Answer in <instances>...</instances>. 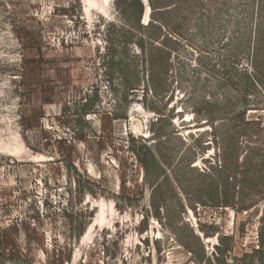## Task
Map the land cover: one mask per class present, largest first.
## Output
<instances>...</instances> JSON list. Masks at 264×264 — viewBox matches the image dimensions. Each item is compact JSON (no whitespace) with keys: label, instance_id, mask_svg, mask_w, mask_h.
Segmentation results:
<instances>
[{"label":"rangeland","instance_id":"rangeland-1","mask_svg":"<svg viewBox=\"0 0 264 264\" xmlns=\"http://www.w3.org/2000/svg\"><path fill=\"white\" fill-rule=\"evenodd\" d=\"M242 1L167 3L149 31L160 116L141 90L116 100L114 0H0V264H264V51L255 62ZM125 52L143 89V58ZM88 96L98 113L81 116ZM224 166L237 207L195 203L201 171Z\"/></svg>","mask_w":264,"mask_h":264},{"label":"trees","instance_id":"trees-1","mask_svg":"<svg viewBox=\"0 0 264 264\" xmlns=\"http://www.w3.org/2000/svg\"><path fill=\"white\" fill-rule=\"evenodd\" d=\"M170 0H146L143 2L142 0H114L115 9L118 12L120 21L122 24L120 25H109V28H106L104 33V38L107 43V47H105V54L103 56V65L110 69V75H112V71L118 72V75L121 76L122 79V93L116 98V100L124 105H127L129 101L135 97V94L140 90L142 92V105L143 107L151 112L156 113L157 115L161 114L154 106V100L158 98L166 97L165 94L167 91H164L160 88L159 85V77H158V66L156 65L153 59V53L155 50H159L155 44L158 41V35H154L150 33V30L157 29L159 32L161 30H165L166 22L163 15L167 14V8H169L168 4ZM243 13L245 15L251 16V26L247 33L249 36V41L252 42V51L253 58L256 62L258 54L263 52V48L261 44L264 42V0H244ZM145 13V14H144ZM160 13V14H157ZM143 15L145 16L146 24L142 23ZM161 15V16H159ZM158 25V26H157ZM118 28L117 32L116 29ZM122 45V46H120ZM126 47H134L138 49L140 56H142V62L139 65L142 72L146 74V80L143 89L140 86V78L138 76V71L133 77L132 80L129 79L130 72L128 71L130 65L125 64L123 62L117 61L115 62V57H122V53L126 51ZM118 50L120 51H116ZM122 52V53H121ZM171 50L169 53H166V56L170 57ZM126 53V52H125ZM123 53V54H125ZM106 60V61H105ZM108 65V66H107ZM225 67V66H221ZM255 70L258 67L252 66ZM165 68V66H164ZM155 69H157L155 71ZM263 74H264V65H263ZM134 74V72H131ZM167 74L166 70H162L161 75ZM225 72L222 73V78L225 76ZM161 80V79H160ZM166 81V80H165ZM262 84L258 82V84ZM114 91V90H113ZM116 97V96H115ZM167 98V100H169ZM84 110L81 116L86 114H96L98 113L97 102L96 100L90 99L88 96L86 98V102L84 104ZM113 120H127L126 114L123 115H114L112 114ZM143 152L140 154H136L138 157V161L145 173L149 169L148 158L150 157L149 150L143 147ZM211 170L213 167L210 168ZM211 170L201 171L200 175L207 177L209 175L210 183L209 186V196H203L199 200H197V204L202 205H210L215 207H229L236 208L239 202H235V186L238 187L236 182L230 183L229 180H235V178L229 174H225L222 171H225V166L218 171L216 168V173L220 174L214 175ZM215 173V174H216ZM233 193V194H232ZM247 206L243 204L240 210L246 209Z\"/></svg>","mask_w":264,"mask_h":264}]
</instances>
